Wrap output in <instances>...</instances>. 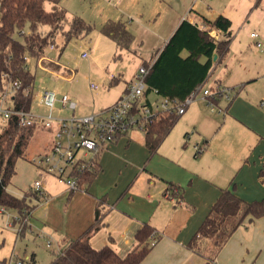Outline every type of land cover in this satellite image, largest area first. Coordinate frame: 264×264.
I'll list each match as a JSON object with an SVG mask.
<instances>
[{
    "label": "crops",
    "instance_id": "obj_1",
    "mask_svg": "<svg viewBox=\"0 0 264 264\" xmlns=\"http://www.w3.org/2000/svg\"><path fill=\"white\" fill-rule=\"evenodd\" d=\"M215 17L210 18L204 13L194 17L183 15L180 22L188 18L202 28L205 18ZM227 17L232 21L230 35L211 28L219 31L216 39L226 44L225 50L219 56L217 54L207 79L196 89V96L159 145L150 146L145 130L140 125L134 126L120 133L115 141L99 152L100 171L92 181H83L77 190L70 189L55 175L42 172L38 166H35L38 170L32 168L33 182L24 181L15 190L7 187L11 194L22 198L29 190L33 191L34 181L39 178L43 181L45 194L40 199L31 196L30 201L35 207L24 232L17 220V210L0 207L3 218L0 222V259H21L20 254L24 253L20 239L37 234L43 237L47 248L34 246L27 251L26 257L30 255V260L33 258L38 263L49 260L50 264H55L71 242L87 232L95 247L109 244L125 255L134 248L137 231L149 223L160 237L140 264H264V216L251 220L246 218L219 249H215L213 236L199 234L200 226L223 189L230 188L247 201L264 199V92L254 98L256 86L245 85L246 81L258 78L261 70L248 64L251 50L244 45L236 44V56L227 58L237 39L236 32L234 34L236 25L241 29L245 27L244 21L234 23L230 15ZM263 24L258 20L259 28L250 33L259 30L264 45ZM174 28L170 30L171 35ZM171 35L154 56L160 53ZM250 38L255 44L257 39L251 35ZM258 52L264 53V50L261 48ZM261 59L264 61V55ZM234 60L240 65L234 63L237 69L232 65ZM220 63L224 64L226 74L217 77L215 86L231 88L229 97L227 94L216 96L211 90L209 94L204 93L211 88L207 81ZM59 66L62 68L60 63ZM138 69L113 103L126 91ZM112 75L111 84L118 83L120 76ZM231 77L236 82V85L232 84L234 87L227 82ZM58 92L60 95L66 91ZM230 94L232 98L227 100ZM164 97L156 89L152 90L147 96L152 104L149 107L155 112L163 110L159 103ZM144 99L142 96V102ZM75 100V109L63 108L60 111L62 103L58 99L57 115H77L80 103L77 98ZM68 110L74 113L64 114ZM43 129L51 135L45 153L52 145L53 130ZM22 169L24 171V166ZM19 173V168H16L12 179ZM171 191L180 192V197L170 194ZM197 234L195 242L198 247H193L191 243Z\"/></svg>",
    "mask_w": 264,
    "mask_h": 264
},
{
    "label": "trees",
    "instance_id": "obj_2",
    "mask_svg": "<svg viewBox=\"0 0 264 264\" xmlns=\"http://www.w3.org/2000/svg\"><path fill=\"white\" fill-rule=\"evenodd\" d=\"M46 1L60 0H0V94L11 82L20 81L17 94L8 101L16 109H32L35 75L29 69L28 57L42 62L48 60L47 49L55 44L58 32H62L68 41L72 37L84 36L92 28L80 16H74L68 21L64 8L47 9ZM67 21L68 27H65ZM204 22L209 29L217 28L225 35L231 34L232 21L224 14L214 19L205 18ZM42 25H48L50 29L43 32ZM209 29L201 28L200 24L184 18L160 53L144 61L148 67L145 76L147 87L143 94L145 102L140 100V106L152 105L147 96L154 89L163 96L182 102L202 85L214 65V55L219 56L226 48V44L212 36ZM102 31L112 36L118 47L128 46L134 37L122 20H109ZM48 61L53 63L52 60ZM53 65L56 69L61 68L55 62ZM180 115L176 111L161 110L149 117L143 127L147 143L152 147L159 145ZM0 123V207L16 209L21 220L29 219L35 207L30 201L31 196L40 199L42 195L29 190L21 198L11 194L7 187L16 173L17 160L27 156L26 149L38 127L22 125L17 115H12L6 121L0 118ZM100 169L97 159L91 169L81 172L80 188L83 181H92ZM170 194L180 197V192L171 191ZM211 209L200 226L199 234L213 236L215 249H219L246 218L251 220L264 216V199L247 201L232 189L225 188ZM21 220V231L24 232L28 224L27 220ZM153 234L154 227L145 223L136 233L134 248L122 255L109 244L95 247L87 232L73 240L55 264H140L155 245L151 244ZM194 238L191 245L198 247L195 242L198 234ZM30 264L37 262L32 258Z\"/></svg>",
    "mask_w": 264,
    "mask_h": 264
},
{
    "label": "rangeland",
    "instance_id": "obj_3",
    "mask_svg": "<svg viewBox=\"0 0 264 264\" xmlns=\"http://www.w3.org/2000/svg\"><path fill=\"white\" fill-rule=\"evenodd\" d=\"M45 5L49 10L56 7L64 8L68 21L74 16H80L91 24L92 28L84 36L72 37L68 41L62 32L56 34L55 47L49 46L46 55L47 59L55 60L62 65L59 70H56L57 67L53 65L54 61L53 63H49L48 60L42 62L31 56L28 57L29 69L35 75L32 100L34 112L47 111L46 108L39 107V94L44 88L71 93L80 103L79 111H76L77 115L95 114L111 105L122 92L126 82L137 71L141 61L145 59L142 61L144 63L154 56L157 49L164 44L163 41L171 35L172 27L176 28L181 17L183 15L194 17L203 13L210 18L219 13L230 15L234 23L239 20L241 23L244 21V29L239 28V25H236L234 29L237 39L233 47L229 49L227 58L236 56L234 53L238 52L236 44L248 47L251 50L250 57L247 59L248 64L257 66L261 73L258 78L246 81L245 85L256 86V90L251 88L254 90V98L260 97L264 92V61L261 59L264 53L258 52L261 48L264 50V45L257 48L256 42L254 44L250 38V31L259 28L257 21L264 23V0H60L59 2L46 1ZM109 20H122L127 24L134 35L128 46L118 47L112 36L102 31V27ZM68 21L65 27H68ZM49 29L48 25L41 26L43 32ZM258 32L261 33L259 30ZM238 41L241 43H237ZM84 51L89 53L86 57L82 56ZM236 60L232 62V65L237 69ZM223 63H220L207 81V85H211L208 89L213 93L217 90L215 86L217 77L223 73L226 74ZM110 74L120 76L118 83L111 84ZM70 75H73L72 78H68ZM92 82L98 83L99 88L92 89L90 86ZM227 82L230 87L236 85L234 77ZM231 98L232 95L227 100ZM57 105H60L59 102ZM5 106H12V102L6 103ZM53 112L57 114V109L55 108ZM70 112L73 110L65 111L64 114H70ZM50 142V133L42 127L38 128L26 149L27 156L17 160L16 168H19L20 173L9 183L10 189L19 188L24 181L33 182L32 168L37 166L33 158H38L39 154L46 151ZM23 166L24 171H22ZM34 174L36 175L35 169ZM1 220L3 218L0 215V222ZM20 241L24 253L20 254L22 263L14 259L11 264H30V255L26 257L27 251L34 246L47 248L43 237L37 234L26 235ZM37 264H50V261L37 262Z\"/></svg>",
    "mask_w": 264,
    "mask_h": 264
},
{
    "label": "built area",
    "instance_id": "obj_4",
    "mask_svg": "<svg viewBox=\"0 0 264 264\" xmlns=\"http://www.w3.org/2000/svg\"><path fill=\"white\" fill-rule=\"evenodd\" d=\"M202 28L209 29L206 25ZM219 31L209 29L210 34L215 38L219 36ZM250 35L257 39L258 46L263 45L257 31H252ZM50 47L55 46L52 44ZM88 54L84 51L82 56L86 57ZM138 70L134 80L115 103L100 112L88 115L61 116L54 114L53 110L56 108L58 99L62 103L60 111L63 108L75 109L77 102L69 93L65 92L59 95L58 91L50 88H44L39 94V105L45 106L48 109L47 113L5 106L10 99L15 97L20 88V81H13L0 94V118L2 121H6L12 115H17L22 125H35L38 128L53 130V142L49 151L40 154L33 160L42 172L55 175L64 181L70 189L77 190L80 187L79 174L95 165L101 150L115 141L120 133L126 132L134 126L140 125L143 128L149 117L154 114V110L149 106H140L141 97L147 87L145 76L148 67L142 64ZM90 86L97 89L99 84L92 82ZM216 89L214 93H211L216 96L227 94L229 97L231 88L224 86ZM204 93L209 94L210 90L206 89ZM196 94L195 90L182 102L164 97L159 106L163 110L182 114ZM262 104L264 105V102ZM135 108L139 110H135ZM33 190L39 195L45 194L42 179L38 178L34 181ZM17 220L20 221L21 216L18 215ZM26 220L27 218L21 221ZM157 241L158 237L155 233L152 236L151 244L154 245ZM12 260H14L13 257L6 260L0 259V264H11ZM17 261L22 263L20 259Z\"/></svg>",
    "mask_w": 264,
    "mask_h": 264
},
{
    "label": "water",
    "instance_id": "obj_5",
    "mask_svg": "<svg viewBox=\"0 0 264 264\" xmlns=\"http://www.w3.org/2000/svg\"><path fill=\"white\" fill-rule=\"evenodd\" d=\"M214 57H215L214 59H216L217 58V54H215Z\"/></svg>",
    "mask_w": 264,
    "mask_h": 264
}]
</instances>
